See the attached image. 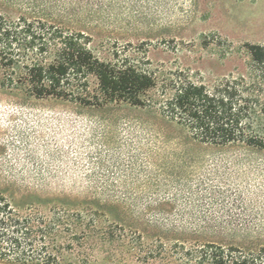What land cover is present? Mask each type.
<instances>
[{
	"label": "rangeland",
	"instance_id": "obj_1",
	"mask_svg": "<svg viewBox=\"0 0 264 264\" xmlns=\"http://www.w3.org/2000/svg\"><path fill=\"white\" fill-rule=\"evenodd\" d=\"M109 2L103 17L67 23L91 36L102 59L142 41L152 68L179 64L210 82L244 71V44L264 45V0ZM162 131L153 114L35 100L2 87L0 74V194L20 211L100 199L110 203L109 218L151 234L215 228L264 244V153L206 149L196 153L207 162L180 163L168 159L170 147H156Z\"/></svg>",
	"mask_w": 264,
	"mask_h": 264
},
{
	"label": "trees",
	"instance_id": "obj_2",
	"mask_svg": "<svg viewBox=\"0 0 264 264\" xmlns=\"http://www.w3.org/2000/svg\"><path fill=\"white\" fill-rule=\"evenodd\" d=\"M107 1L115 3L0 0L1 86L35 100L153 114L160 131H168L158 133L156 147H170L168 159L180 163L207 162L196 153L206 149L264 153V45L244 44V71L210 82L179 64L152 68L142 41L123 51L114 47L102 59L91 36L67 23L103 17ZM76 203L74 209L44 212L29 205L20 211L0 194V264H127L123 252L142 264H264V244L250 242L247 233L204 228L151 234L119 216L109 218L107 201Z\"/></svg>",
	"mask_w": 264,
	"mask_h": 264
}]
</instances>
